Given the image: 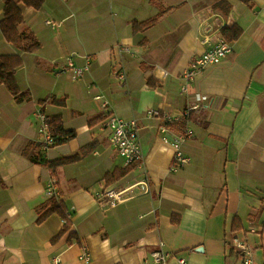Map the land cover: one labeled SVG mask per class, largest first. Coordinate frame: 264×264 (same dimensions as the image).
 Here are the masks:
<instances>
[{
	"label": "crops",
	"instance_id": "obj_1",
	"mask_svg": "<svg viewBox=\"0 0 264 264\" xmlns=\"http://www.w3.org/2000/svg\"><path fill=\"white\" fill-rule=\"evenodd\" d=\"M13 1L24 17L20 31H31L41 48L21 53L16 73L31 101L19 103L0 86V264H152L157 249L171 253L169 264H241L234 237L253 248L254 264H264V0H227L226 17L214 9L224 0H46L40 9ZM4 8L0 0V22ZM161 13L155 26L134 32L133 22ZM234 25L243 34L232 53L184 92L190 63ZM124 44L131 54L119 53ZM18 54L0 29V56ZM69 57L78 68L89 65L81 80L72 79ZM198 96L208 100L190 110ZM185 110L178 123L164 118ZM40 111L76 136L45 150ZM110 114L138 122L144 160L107 187L104 177L127 167L110 144ZM186 130L193 135L182 151L191 162L172 172L173 150L163 137ZM85 147L90 153L56 176L29 158L56 161ZM52 180L72 211L71 230L56 242L64 220L53 214L37 223ZM110 187L129 188L127 201L105 209L97 196Z\"/></svg>",
	"mask_w": 264,
	"mask_h": 264
},
{
	"label": "built area",
	"instance_id": "obj_2",
	"mask_svg": "<svg viewBox=\"0 0 264 264\" xmlns=\"http://www.w3.org/2000/svg\"><path fill=\"white\" fill-rule=\"evenodd\" d=\"M207 42V40H205ZM232 45L228 43L224 38L220 37L214 44L210 46V48L202 54L199 58L193 60L190 63L189 68L184 72L183 79L185 81L183 85V91L187 92L188 83L205 70L209 66H215L220 64L229 54L232 53ZM119 53H128L131 54L130 49L126 44L121 45L118 48ZM68 69L72 73V79L74 81L81 80L84 78L85 73L89 70V65L78 68L74 65L73 59L71 57L67 58ZM89 64V63H88ZM169 74L164 72L163 78L167 79ZM118 78L120 81L125 82L127 75L126 72L121 69L118 72ZM101 97H97L100 99ZM208 98L206 96H198L192 102H194L193 106L190 110H197L201 103L207 101ZM108 103L105 102L103 105L104 109H107ZM152 114L156 118H161L162 115L160 112L151 111ZM189 115V110H185L182 114H165L164 118L168 123H178L183 118ZM37 118L40 122L39 125V133L44 138L43 148L47 150L51 146L54 145V138L51 133L50 121L51 117H49L44 112L37 113ZM105 126L111 131L110 144L111 146L118 151V153L125 160L126 166H132L136 164H140L144 160L143 151L140 145V129L139 124L136 120H124L120 117L114 116L112 114L108 115L105 120ZM162 133L167 134L168 129L163 127L160 129ZM193 135L191 130H186L181 133H177L173 135V138L168 136H164V142L171 147L173 150V164L171 166L172 172H177L181 168L189 165L191 159L186 156L182 151V144L186 142L188 138ZM57 181L52 180L49 185V188L46 191V196L48 198H59L60 192L57 186ZM137 185L143 186L145 188V192L148 190V186L146 183H138ZM128 189H119V188H105L98 196L97 202L105 209L116 208L119 205L125 203L127 199L125 198V194ZM252 233H257L255 229L251 230ZM160 248L163 247V244H159ZM233 249L240 255L242 261L241 264H254L253 260V248L247 242V240L240 239L238 237H234L232 241ZM83 249L82 260L85 262L91 261V256L87 252L85 247ZM171 257V253L157 249L152 253V264H169V259ZM179 264H187L186 259L179 258Z\"/></svg>",
	"mask_w": 264,
	"mask_h": 264
},
{
	"label": "trees",
	"instance_id": "obj_3",
	"mask_svg": "<svg viewBox=\"0 0 264 264\" xmlns=\"http://www.w3.org/2000/svg\"><path fill=\"white\" fill-rule=\"evenodd\" d=\"M46 0H22V2L35 9H40ZM153 3H159L161 0H150ZM245 3H249L250 0H241ZM214 9L220 12L223 16H228L232 9V5L229 1L224 0L214 6ZM163 17V13L146 20L144 22H133V30L135 33L144 32L151 27L155 26ZM24 24V17L22 10L18 3L13 0H5V8H4V18L0 22V29L3 33L6 40L11 43L18 51V55L12 56H0V86L4 85L9 92L14 96L15 100L19 103L29 102L32 100V94L30 91L23 92L16 79L17 70L22 66L23 59L21 57V53H33L38 51L41 48L40 42L33 35V33L29 30L20 31V27ZM243 34V29L234 25L233 27H224L221 30V36L228 43H235ZM152 86H159V84H154L151 81ZM60 105H65V102H56ZM106 116H103L102 121L105 120ZM51 133L54 138V145L63 144L67 141L73 139L76 134L71 131H66L62 125L59 117H52L50 121ZM90 147H85L82 149L81 154L68 157L56 161H47L42 158H32L29 157L31 162L42 165L48 168L53 175L56 176L59 168L64 166L76 163L80 161L83 157H85L88 153H90ZM136 165L128 166L125 169L114 170L109 172L103 179L104 183L107 187L114 185L123 177H125L128 173H130ZM53 214H58L64 220V226L57 237L53 239L54 242L59 240L64 234L69 232L72 227V211L71 209L58 198H48L39 209V217L37 223L44 222L47 218H49ZM234 230L240 229V227L235 226ZM71 239L76 240L77 235L75 233L70 234Z\"/></svg>",
	"mask_w": 264,
	"mask_h": 264
}]
</instances>
